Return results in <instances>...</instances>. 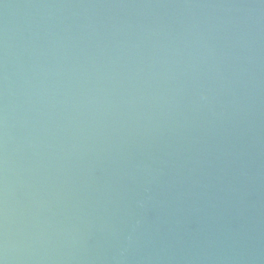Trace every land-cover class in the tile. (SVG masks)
Here are the masks:
<instances>
[{"label":"water","instance_id":"obj_1","mask_svg":"<svg viewBox=\"0 0 264 264\" xmlns=\"http://www.w3.org/2000/svg\"><path fill=\"white\" fill-rule=\"evenodd\" d=\"M0 264H264V0H0Z\"/></svg>","mask_w":264,"mask_h":264}]
</instances>
